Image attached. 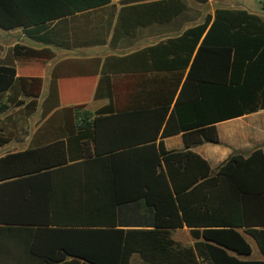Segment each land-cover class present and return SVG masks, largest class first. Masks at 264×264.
Returning <instances> with one entry per match:
<instances>
[{
	"label": "trees",
	"instance_id": "obj_1",
	"mask_svg": "<svg viewBox=\"0 0 264 264\" xmlns=\"http://www.w3.org/2000/svg\"><path fill=\"white\" fill-rule=\"evenodd\" d=\"M129 1L120 0V17L123 10L145 8L153 22H166L187 10L185 0H149L134 5L127 4ZM103 6L113 11L116 8L111 0H0V27L21 28L27 36L44 43L60 42L57 32L62 21ZM122 26L127 33L126 23ZM263 44L264 19L260 15L242 8L217 7L213 18L208 14L201 23L148 48L153 57L167 58L171 69L179 64L172 91L156 96L151 108L92 119L97 131L101 122H141L136 140L121 142L112 149L131 147V151L147 157L135 163L120 157H111L107 163L89 158L77 164L89 172L106 168L120 173L135 168L136 175L112 174L110 191L86 188L74 196L79 224L68 230L72 238L75 234H86V238L60 244L65 254L72 255L71 260L60 264H128L133 252L155 264H264V259L243 260L234 254H251L252 247L245 238L248 235L264 257V148H254L248 155L231 153L215 174H211L208 162L191 149L203 142L219 143L216 122L264 107L258 95L264 80L248 82L245 78L240 82L245 63L254 66L262 61L264 53L257 51ZM15 73L11 59L0 64V97L9 91L8 101L13 103L24 91L33 107L40 79L25 82ZM178 83L179 93L174 96ZM52 95L57 98L55 88ZM105 110L101 108L98 113ZM77 114L87 120L84 113ZM175 133H182L184 149L166 150L163 137ZM3 142L0 137V144ZM49 148L58 149L60 144L0 157V190L18 186L23 191L22 200L37 202L39 230H57L46 224L54 220L55 209L51 206L58 196L57 172L73 166L65 165V158H48ZM88 179L91 182L94 178ZM124 181L133 182L135 190L120 191L118 185ZM34 186H38L37 194L32 191ZM1 219L21 221L14 216ZM132 221L150 223L147 225L151 228L125 229L117 224ZM4 225L0 229L7 236L26 229L24 224ZM182 226L189 227L197 239L193 246L170 238L169 229ZM33 251L34 242L29 246V252ZM1 259V264L32 263L31 258L21 256ZM64 259L63 255L42 258L44 264H59Z\"/></svg>",
	"mask_w": 264,
	"mask_h": 264
},
{
	"label": "crops",
	"instance_id": "obj_2",
	"mask_svg": "<svg viewBox=\"0 0 264 264\" xmlns=\"http://www.w3.org/2000/svg\"><path fill=\"white\" fill-rule=\"evenodd\" d=\"M147 1L149 0H130L127 4H143ZM222 1L225 4L221 5ZM246 2L247 0H207L211 9L193 12L191 21H180L184 15L182 14L170 21L153 22L145 8L123 10L120 17V7L123 5L120 0H111V4L116 5L114 11L103 6L76 13L62 21L57 32L60 42L51 43L37 41L27 36L21 28L0 27V64H6L11 59L17 78L24 79L25 82L33 78L40 79L39 93L33 107L28 104L31 97L24 91L20 92L13 103L8 101L9 91L1 95L0 107H5L0 111V137L4 139L0 144V157L59 143L60 148H49L48 158H65V165H73L57 172L58 196L51 206L55 209L54 220L46 223L57 230H39L37 202L22 200L23 191L20 187L4 186L0 190V226L24 224L26 227L20 232H10L15 233L13 236H7V232L0 229V262L4 256L31 258V264H44L42 258L45 255H63L65 259L59 261V264L71 260L72 255L65 254L64 247L60 244L82 242L86 238L83 237L86 234H75L72 238L73 234L68 230L72 228L69 226L79 224L74 211L77 208L74 196L86 188L110 191L109 178L112 174L136 175L135 168H126L120 173L106 168L89 172L77 164L89 158L107 163L111 157L135 163L143 162L147 157L144 153L131 151V147L115 151L112 149L121 142L128 144L136 140V130L142 127L141 122H101L97 131L92 119L112 112H135L153 107L156 96L167 95L169 89L172 91L173 75L175 78L179 75V64L171 69L167 58L153 57L148 48L179 35L188 26L201 23L208 14L213 18L217 7L246 9L264 19V2L256 8H250ZM122 22L128 26L127 33L124 32ZM259 53H264V44L257 51ZM240 75V82L245 78L248 82L264 80V54L262 61L254 66L245 63ZM54 88L57 91L56 99L52 95ZM178 93L179 83L174 96ZM258 95L263 102L264 85ZM104 107L105 112L98 113ZM77 112L84 113L87 120L83 121ZM215 126L219 143L203 142L191 147L208 162L211 174H215L218 166L231 153L248 155L254 148H264V107L218 121ZM163 143L166 150L184 149L182 133L163 137ZM141 174H145L144 170H141ZM88 176L94 179L88 182ZM118 189L134 191L135 184L124 181L118 185ZM32 191L37 194L38 186L32 187ZM6 216L20 217L21 221L1 219ZM117 224L125 229L151 228L147 225L150 223L142 222ZM169 236L176 243L185 246H193L197 240L187 226L169 229ZM245 238L249 243L254 241L248 235ZM32 242L34 251L30 253L29 246ZM234 254L243 260L264 259L258 247L257 252L252 250L249 255ZM128 264L155 263L133 252Z\"/></svg>",
	"mask_w": 264,
	"mask_h": 264
},
{
	"label": "rangeland",
	"instance_id": "obj_3",
	"mask_svg": "<svg viewBox=\"0 0 264 264\" xmlns=\"http://www.w3.org/2000/svg\"><path fill=\"white\" fill-rule=\"evenodd\" d=\"M187 3V10L184 12V15L180 18V21L186 19L191 21V16L193 12L200 11V10H207L211 9L210 5L208 3H200L197 0H185ZM229 1H239V0H229ZM213 2V1H212ZM264 0H247L246 5H248L250 8H256L258 4H262ZM220 4H225L223 1L220 2ZM252 246L253 252H257V247L254 241L250 242Z\"/></svg>",
	"mask_w": 264,
	"mask_h": 264
}]
</instances>
